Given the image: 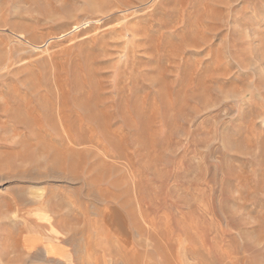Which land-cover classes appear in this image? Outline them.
<instances>
[{"label": "rangeland", "instance_id": "374dc122", "mask_svg": "<svg viewBox=\"0 0 264 264\" xmlns=\"http://www.w3.org/2000/svg\"><path fill=\"white\" fill-rule=\"evenodd\" d=\"M183 1L0 0V264H264V0Z\"/></svg>", "mask_w": 264, "mask_h": 264}, {"label": "bare ground", "instance_id": "6f19581e", "mask_svg": "<svg viewBox=\"0 0 264 264\" xmlns=\"http://www.w3.org/2000/svg\"><path fill=\"white\" fill-rule=\"evenodd\" d=\"M144 1H145V0H144ZM178 1H179V0H178ZM182 1H183V0H182ZM183 2H184V1H183ZM183 2H182V3H183ZM179 3L181 4V2H179ZM154 4H155V3H154ZM177 4H178V3H177ZM182 5H183V4H182ZM181 10H182V9H181ZM134 12H135V11H134ZM149 12H150V11H149ZM147 15H148V13H147ZM151 15H152V14H151ZM151 15H150V16H151ZM150 16H149V17H150ZM139 18H140V17H139ZM147 18H148V17H147ZM118 22H119V21H118ZM126 26H127V25H126ZM127 28H128V27H127ZM113 29H114V28H113ZM135 37H136V36H135ZM72 68H73V67H72ZM62 71H63V70H62ZM58 72H59V71H58ZM65 72H66V71H65ZM60 73H62V72L60 71ZM54 74H55V75H54ZM53 75L56 76V73H53ZM56 77H57V76H56ZM54 78H55V77H54ZM55 79L57 80V78H55ZM86 81H87V80H86ZM41 82H42V81H41ZM43 83H44V82H43ZM57 83H58V82H57ZM74 86H75V85H74ZM68 87H69V85H68ZM87 87H89V85H88ZM76 88H77V87H76ZM64 89H65V88H64ZM69 89L71 90V88H68V90H69ZM88 89L90 90V87H89ZM38 90H39V89H38ZM60 90H62V89H60ZM60 90H59V91H60ZM66 90H67V89H66ZM61 94H62V93H61ZM64 94H66V93H64ZM64 94H63V95H64ZM84 94H85V93H84ZM87 95H88V94H87ZM27 96H28V95H27ZM28 99H29V98H28ZM89 99H90V98H89ZM75 101H77V100H75ZM73 102H74V101H73ZM82 102H83V101H82ZM88 102H89V101H88ZM97 102H98V101H97ZM105 102H106V101H105ZM71 103H72V102H71ZM78 103H79V102H78ZM155 103H156V102H155ZM67 104H68V102H67ZM62 105H63V104H62ZM64 105H66V104L64 103ZM68 105H69V104H68ZM75 105H76V104H75ZM77 106H78V105H76L75 107H77ZM80 106H81V105H80ZM60 107H61V109L63 108L62 106H60ZM67 107L69 108V106H67ZM75 107H74V108H75ZM78 107H79V106H78ZM70 108H72V107H70ZM81 108L83 109L84 107L82 106ZM85 108H86V107H85ZM92 108H93V107H92ZM92 108H91V109H92ZM57 109H60V108H57ZM63 109H66V108L64 107ZM78 109H79V108H78ZM86 109H87V108H86ZM86 109H84V110H86ZM89 109H90V108H89ZM76 110H77V109H72V111H71L72 114H73V111H76ZM58 111L60 112V110H58ZM62 111H63V110H62ZM64 111H65V110H64ZM86 111H88V110H86ZM86 111H85V113H86ZM90 111H91V110H90ZM93 111H94V110H93ZM93 111H92V112H93ZM103 111H104V110H103ZM106 111H107V110H106ZM106 111H105V112H106ZM56 112H57V111H56ZM68 112H69V111H68ZM68 112H67V114L69 115ZM78 112H80V110H79ZM92 112H91V113H92ZM105 112H104V113H105ZM112 112H113V111H112ZM75 113H76V114H75V116H76V115H77V111H76ZM85 113H84V114H85ZM91 113L88 112V113H86L85 115L88 114V115L90 116ZM101 113H103V112L101 111ZM113 113H114V112H113ZM113 113H111V114L113 115ZM115 113H116V112H115ZM61 114H62V116H61V115H60V116H61V117H64L63 115H65L66 112H65L64 114H63V112H62ZM72 114H70V115H72ZM93 114H94V112H93ZM109 114H110V113H109ZM39 115H40V114H39ZM68 115H65V116L67 117ZM70 115H69V116H70ZM80 115H81V113H80ZM104 115H106V114H104ZM116 115H117V114H116ZM77 116H79V115H77ZM77 116H76V118H78V119L81 118V116H80V118L77 117ZM89 116H88V117H89ZM100 116H101V115H100ZM110 116H111V115H110ZM71 117H72V116H71ZM92 117H93L92 120L95 119V118H94L95 116L92 115ZM97 117H99V116H97ZM39 118H40V117H39ZM42 118H43V117H42ZM76 118H74V119H76ZM90 118H91V116L89 117V120H91ZM61 119H62V118H61ZM66 119H67V120H66ZM66 119L64 118V121H63L64 123H65V121H69V122H70V120H68L69 118H66ZM71 119L73 120V118H71ZM82 119H83V117L81 118V120H82ZM81 120H78V121L81 122ZM92 120H91V121H92ZM95 120H96V119H95ZM95 120H94V121H95ZM60 121H61V120H60ZM86 121H87V120H86ZM96 121H97V120H96ZM20 122H21V121H20ZM22 122H23V121H22ZM22 122H21V123H22ZM69 122H66V123L69 124ZM80 122H79V124H80ZM82 122H83V120H82ZM84 122H85V121H84ZM66 123H65V124H66ZM74 123H75V122H74ZM74 123H73V125H74ZM87 123H88V122H86V124H87ZM95 123H96V122H95ZM13 124H14V123H13ZM18 124H19V123H18ZM27 124H28V123H27ZM68 124H67V125H68ZM71 124H72V123H71ZM86 124L84 123V125H86ZM90 124L92 125V123H90ZM35 125H36V124H35ZM67 125H66V127H68V131H71V132H72V130H69L71 127H70V126H67ZM76 125H77V124H76ZM80 125H81V124H80ZM82 125H83V123H82ZM91 125L88 126V124H87V127L89 128V127H91ZM92 126H94V125H92ZM62 127H64V126L62 125ZM69 127H70V128H69ZM74 127H75V126H74ZM80 127H81V126H80ZM78 128H79V126H78ZM88 128H87V129H88ZM91 128H92V127H91ZM100 128H101V127H100ZM35 129H36V128H35ZM54 129H55V128H54ZM61 129H62V128H61ZM71 129H72V128H71ZM84 129H86V128L84 127L83 130H84ZM42 130H43V129H42ZM55 130H56V129H55ZM80 130L82 131L81 128H80ZM88 130L91 131L92 129H88ZM93 130H94V129H93ZM31 131H32V130H31ZM76 131H79V130L76 129ZM71 132H69V133H71ZM34 133H35V132H34ZM63 133H64V132H63ZM84 133H86V132H84ZM66 134H67V133H66ZM36 136H37V135H36ZM68 136H69V135H68ZM101 148H102V147H101ZM151 221H152V220H151ZM137 232H138V231H137ZM139 232H140V231H139ZM154 232H155V231H154ZM156 232H158V231H156ZM139 234H140V233H139ZM152 234H153V233H152ZM155 236H156V233H155ZM157 237H158V236H157ZM157 237H156V238H157ZM165 237H166V236H165ZM166 238H167V237H166ZM153 240H154V239H153ZM166 244H167V243H166ZM154 245H155V244H154ZM55 247H56V246L53 244V245L50 247V251H51V252H55V251H54V250H55V249H54ZM168 249H169V248H168ZM171 250H172V249H171ZM86 253H89V252H86ZM166 254H167V252H166ZM57 255L60 256V258L63 260V262H64L65 264H70L71 260H70V257H69V255H68V253H67L66 251L63 250V252H59ZM172 255H173V253H172ZM133 258H134V257H133ZM172 262H173V261H171V263H172ZM121 263H122V262H121ZM100 264H107V258H105V259L100 258ZM147 264H151V263H150V262H147Z\"/></svg>", "mask_w": 264, "mask_h": 264}]
</instances>
